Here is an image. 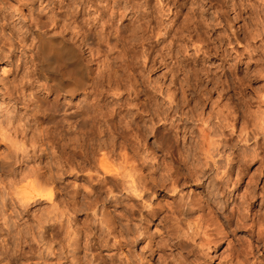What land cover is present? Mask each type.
Here are the masks:
<instances>
[{"label": "clouds", "instance_id": "9594fccd", "mask_svg": "<svg viewBox=\"0 0 264 264\" xmlns=\"http://www.w3.org/2000/svg\"><path fill=\"white\" fill-rule=\"evenodd\" d=\"M0 264H264V0H0Z\"/></svg>", "mask_w": 264, "mask_h": 264}]
</instances>
